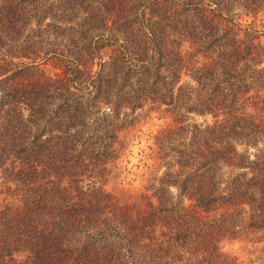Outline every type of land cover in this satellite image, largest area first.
<instances>
[{"label":"trees","instance_id":"16d2710c","mask_svg":"<svg viewBox=\"0 0 264 264\" xmlns=\"http://www.w3.org/2000/svg\"><path fill=\"white\" fill-rule=\"evenodd\" d=\"M263 8L0 0V264H247L220 244H264ZM147 111L164 171L115 193Z\"/></svg>","mask_w":264,"mask_h":264},{"label":"rangeland","instance_id":"374dc122","mask_svg":"<svg viewBox=\"0 0 264 264\" xmlns=\"http://www.w3.org/2000/svg\"><path fill=\"white\" fill-rule=\"evenodd\" d=\"M241 13V9H235L236 16ZM242 19L246 26L253 25V27L264 30V8L256 20L245 17ZM179 86H182V81ZM140 115L138 123L127 134L128 145L121 160V171L117 176L111 177L107 183V188L113 192L132 197L145 192L151 182H154L155 178L161 176L164 171L160 167V150L156 139L163 128L173 124L170 118L173 115L171 112L147 111ZM193 119L197 123H213L211 118L194 117ZM220 249L225 255L238 258L247 264H264V244H249L244 239H232L224 240L220 244Z\"/></svg>","mask_w":264,"mask_h":264}]
</instances>
